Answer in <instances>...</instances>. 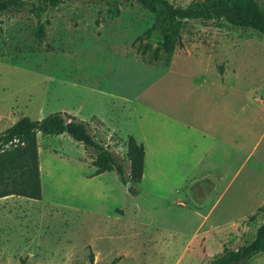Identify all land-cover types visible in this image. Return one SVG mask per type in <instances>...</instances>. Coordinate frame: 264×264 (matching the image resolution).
<instances>
[{"label": "rangeland", "instance_id": "rangeland-1", "mask_svg": "<svg viewBox=\"0 0 264 264\" xmlns=\"http://www.w3.org/2000/svg\"><path fill=\"white\" fill-rule=\"evenodd\" d=\"M152 21L136 0L31 1L0 14V132L66 111L125 172L126 137L146 151L131 195L114 171L92 175L91 147L37 132L41 197L0 198V264H210L222 245L253 238L264 220V36L187 20L180 46L154 59L162 37L145 34ZM233 174L212 213L224 225L193 230L205 209L175 204L183 180L214 185L210 205ZM246 264H264V252Z\"/></svg>", "mask_w": 264, "mask_h": 264}, {"label": "trees", "instance_id": "trees-1", "mask_svg": "<svg viewBox=\"0 0 264 264\" xmlns=\"http://www.w3.org/2000/svg\"><path fill=\"white\" fill-rule=\"evenodd\" d=\"M36 1L40 4L56 6L64 0H0V14L23 2ZM153 14L149 30H157L161 41L153 49L156 59L160 52L169 53L176 45L180 46L179 30L183 21L223 19L228 24L251 28L264 36V4L260 0H206L191 1L184 7L174 6L168 0H136ZM149 49L144 45L142 52ZM65 134L84 148L94 150L91 166L92 175L114 171L131 195L137 194L135 184L142 175L143 147L132 136L125 140V159L128 171L116 161L107 146L97 142L89 131L86 121L67 112H51L40 119L22 116L0 132V197L17 195L27 199L39 200L41 187L38 172V155L35 134ZM264 252V221L255 229L253 238L236 249L223 247L210 264H246L255 254ZM113 258L110 264H114Z\"/></svg>", "mask_w": 264, "mask_h": 264}, {"label": "crops", "instance_id": "crops-1", "mask_svg": "<svg viewBox=\"0 0 264 264\" xmlns=\"http://www.w3.org/2000/svg\"><path fill=\"white\" fill-rule=\"evenodd\" d=\"M61 112H63V111H61ZM162 116H164V115H162ZM164 117L169 118L168 120H172L170 122H172L173 128L179 129L182 133H184L187 136H190V135L191 136L192 135H195L196 136V133L195 132H198V135L200 137H203V135L205 136V134H203L202 131H199V129L197 130L195 128V125H193L190 122L189 123H184V122H182L181 120H179V119H177L175 117H168V116H164ZM179 147H182V146L180 145ZM145 154H146V151H145ZM145 154H143V160H144ZM195 163H197V160H195ZM144 168L145 167H144V165L142 163V175H141V179H143V177H145V169ZM187 178H188V176H186V180H183L184 182H182L184 184L183 187H182V189H181L182 198L181 199H177L175 201V204L176 205H180V206H187L186 203H185V202H187V204L189 206H191L190 208H193V210L194 211L196 210V212H198V209H203V210L205 209V212L202 213V216L200 217L199 222L195 225V227L193 228V230H200V231H203V232H212V231L218 230L220 227H222L224 225V221H226L225 220L226 218H224V216H221L222 213L221 214H216V216L214 217L212 215L213 210H214V208H215V206H216V204L218 202V199L220 198L221 194L223 192H225L224 190L232 182V180H234L236 177H234V174L232 175V177L229 179V181L226 182L223 190L217 195V197L214 200V202L211 203L210 205L205 202V199H206V197H208L210 195V192L214 188V185L211 186V185H208V184H206L204 182H202V184H200V185H194V181H192L193 179L192 178L187 179ZM198 190H200V191L198 192ZM139 192H140V189L137 190V194ZM0 198H2V197H0ZM233 223H235V222H233ZM241 245H243V244H241ZM223 247H228V246L227 245H222L221 246V250H222ZM237 247L231 248V249H236ZM228 248H230V247H228ZM221 250L217 254H219L221 252Z\"/></svg>", "mask_w": 264, "mask_h": 264}, {"label": "water", "instance_id": "water-1", "mask_svg": "<svg viewBox=\"0 0 264 264\" xmlns=\"http://www.w3.org/2000/svg\"><path fill=\"white\" fill-rule=\"evenodd\" d=\"M126 184H127V188H128L130 186V182H127Z\"/></svg>", "mask_w": 264, "mask_h": 264}]
</instances>
